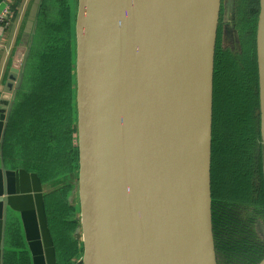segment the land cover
Masks as SVG:
<instances>
[{
	"label": "water",
	"instance_id": "1",
	"mask_svg": "<svg viewBox=\"0 0 264 264\" xmlns=\"http://www.w3.org/2000/svg\"><path fill=\"white\" fill-rule=\"evenodd\" d=\"M43 1L30 6L2 90L4 195L3 144ZM219 10L220 0H78L83 256L75 264H217L211 156ZM256 58L264 150V0Z\"/></svg>",
	"mask_w": 264,
	"mask_h": 264
},
{
	"label": "rangeland",
	"instance_id": "2",
	"mask_svg": "<svg viewBox=\"0 0 264 264\" xmlns=\"http://www.w3.org/2000/svg\"><path fill=\"white\" fill-rule=\"evenodd\" d=\"M32 2L33 0L31 1L30 6ZM226 6H229L231 9L232 16L229 21L224 20ZM43 9L45 19H47L44 27L43 40H41L40 48L35 49L36 55L34 57L32 56V65H30V68L28 64L26 65L23 84L18 93H29L32 91L34 85L32 78H37L40 72L39 67L37 71H35L38 63L44 62L58 70H61L63 66H68L70 69L69 73L72 76L74 82L69 83V86H63L57 90L58 95L53 103L56 106V115H59L60 119L62 120L61 133L66 134L68 127L70 128L69 131L71 132L70 134L73 138V151L68 152V154L65 152V155H61L60 159L65 163V171L60 178L61 181H59V183L49 182L47 185H44V187L45 191L52 192L59 191L60 189L64 192L67 189L64 193L70 194L68 197V203L71 205H68V203L65 201L66 197L57 198L54 200L57 202V200L62 199L61 202L64 203V205H67V212L63 213L64 218L74 220L71 216H74V213H76L75 224L72 225V230L73 226H75L76 228L73 231V235L75 240L80 244V254L78 259H81L83 256V243L82 239L79 238L80 233H77V228H79L81 225L79 210L80 201L78 193L79 150L77 127L78 113L76 103L77 87L75 33L78 0H46ZM258 15L259 0H230V4L228 3V0H220V10L214 50L213 116L215 111V118H217V122L218 120L221 122L219 113L223 115L225 114V116H227V112L232 109L236 117H239L242 122L238 127L246 134H252V132L255 130L258 131L259 141L261 143L258 69L256 58V31ZM38 21L39 15L37 18V25ZM251 29L252 34L248 41V45L246 46L247 32L251 31ZM33 44L34 39L30 49L29 59L33 50ZM250 49L252 54L251 51L250 54L248 52ZM29 59L27 63H29ZM26 76L28 78L25 80ZM16 101L17 98L15 99L14 104ZM220 125V123L216 124V132L221 131L225 133V128H223V125ZM18 133L20 134L19 129ZM218 144L219 145L215 149V152H217L215 157L213 155V178H215L216 181L215 190L216 194L218 195L217 197L221 200L223 196H236L237 193H239V197L241 196V200L239 201L242 202V194L245 193L248 196L249 193H252V188L254 190V194L260 195L259 191L261 188H258L256 185L258 188L256 193L254 187L255 183L252 182V184H249L248 181L247 185V177L244 178V173L247 174L248 172V180L250 178L253 179V174L256 170L255 168L254 171L251 170L253 169L252 165H254V167L256 165L254 152L252 154L254 148L252 147L251 151H247L246 146L240 145V154L238 155L239 161L241 162L242 157L248 159L244 160L242 171H240L241 173L239 175L236 173L237 160L235 159L231 146L229 144H220L219 141ZM260 146L262 147L260 159L262 158V170L264 174V150L263 145L261 144ZM76 160L77 166H75ZM72 168L73 170L71 171ZM229 169H233V171L230 172ZM257 176L258 174L254 176L256 183H258L259 178ZM237 179H239L238 183ZM227 184H229V188H227ZM236 203L237 200H234L233 204L236 205ZM257 203H259V199L257 200ZM241 204H246V201ZM236 213L237 209L234 207L231 213V219L236 216ZM62 225L65 231H69L66 225L63 223ZM226 225V231L228 234L233 233L234 235H237L235 232L236 230L244 231L246 229H251L252 232H254L256 236L259 237L261 242L264 243V208L261 209L258 207L257 211H250L246 219L241 220L240 222H237L236 219V221L231 222L230 224L223 223V228ZM219 230H222L221 226H219ZM218 236L220 237L222 235ZM236 250H239L240 253L247 252L242 249ZM227 251L229 252V250ZM231 251L233 250H230V252ZM241 259L242 257H227L226 260L228 261V264H241Z\"/></svg>",
	"mask_w": 264,
	"mask_h": 264
},
{
	"label": "trees",
	"instance_id": "3",
	"mask_svg": "<svg viewBox=\"0 0 264 264\" xmlns=\"http://www.w3.org/2000/svg\"><path fill=\"white\" fill-rule=\"evenodd\" d=\"M43 1L39 21L37 25V31L34 38L33 50L29 59L28 66L32 65V56L36 55L37 48H40L41 40H43L44 27L47 22L44 15V4ZM252 34L251 31L247 32V43ZM253 50V45H252ZM251 49L248 51L250 54ZM252 54V51H251ZM34 65V64H33ZM40 69L37 78L33 79V89L29 93L17 94V101L13 105L11 116L9 119L5 140L3 144V158L9 164L12 169H21L34 174L41 183L48 184L49 182L59 183L61 176L65 171V163L61 161V155H65V152L73 151V138L71 136L70 128L68 127L66 134L61 133L62 120L59 115H56L54 101L58 95L57 90L63 86H69V83H73V78L69 73L68 66H63L61 70L54 68L44 62L38 63L35 71ZM28 77H25V80ZM21 99V101H20ZM19 100V101H18ZM226 113V111H225ZM225 114H220L221 122H217V118H213V129H212V164H211V189H212V227L215 244V253L217 264H228L227 257H242L241 264H258L264 258V243L261 242L258 236L252 230L235 231L237 235L228 234L227 225L223 228L224 224H230L236 221L240 222L245 220L250 211H257L258 207L264 208V174L262 170V158L261 156V143L259 141L258 131H253L252 134H246L238 126L242 123L239 117L233 113L232 109ZM225 116V117H224ZM220 123L225 128L224 132H216V124ZM220 125V126H221ZM20 130V134L18 133ZM220 144H229L237 160L236 173L240 175L244 160L248 158L242 157L241 162L239 161L238 155L240 154V145L247 147V151L254 152L256 159V165H252L251 170H255L253 179L248 180L249 173H244V178L247 177L246 182L249 184L255 183V192L257 193L258 188H261L260 195L252 193L242 194V202L239 197V193L236 196H223L220 200L216 194V181L213 178V155L215 157L216 147ZM250 148V149H249ZM68 150V151H67ZM77 166V160L76 165ZM255 168V169H254ZM245 169V168H244ZM73 168L71 169V171ZM230 172L233 169H229ZM258 183L254 178L257 175ZM67 177V176H66ZM230 177V176H229ZM237 179V183H238ZM230 184V183H229ZM227 184V188H229ZM258 188H257V186ZM70 188V186H69ZM67 190V189H66ZM65 190V191H66ZM263 190V191H262ZM64 191V192H65ZM61 189L59 191L51 192L54 194V199L64 198V193ZM262 192V193H261ZM246 196V198H245ZM52 198V197H50ZM237 198V199H236ZM259 199V203L257 200ZM237 200L236 205L233 201ZM246 201V204H241ZM56 204L52 206L53 213L50 211L49 216L51 221L63 218V213L67 212L62 202L59 200L54 201ZM258 205V207H257ZM239 206V207H238ZM243 206V207H242ZM252 206V207H251ZM236 207V216L231 219V213L233 208ZM52 214L54 216H52ZM59 214V215H58ZM231 221V222H230ZM58 222V221H57ZM70 223V224H68ZM67 229H70L74 222H67ZM221 226L222 230H219ZM225 234V235H224ZM222 235V236H218ZM242 249L244 253H240ZM229 250V252L227 251ZM230 250H233L230 252ZM228 254H227V252Z\"/></svg>",
	"mask_w": 264,
	"mask_h": 264
},
{
	"label": "crops",
	"instance_id": "4",
	"mask_svg": "<svg viewBox=\"0 0 264 264\" xmlns=\"http://www.w3.org/2000/svg\"><path fill=\"white\" fill-rule=\"evenodd\" d=\"M31 1L7 0L11 10L10 20L0 31V132L4 119L2 90ZM2 160L6 172V195L3 193L0 157V264H75L80 260L78 259L80 244L73 235L76 227L73 226L72 230L71 226L72 231L70 229V232L65 231L62 223L66 225L70 219L59 218L51 221L49 216L50 211L53 213L52 206L56 204L55 195L51 194L52 191H45L44 185L47 184L41 183L34 174L12 169L3 155ZM69 195V193L63 195L67 203ZM4 196L7 200V209L3 229ZM71 217L74 220L70 222L75 224L76 213Z\"/></svg>",
	"mask_w": 264,
	"mask_h": 264
},
{
	"label": "built area",
	"instance_id": "5",
	"mask_svg": "<svg viewBox=\"0 0 264 264\" xmlns=\"http://www.w3.org/2000/svg\"><path fill=\"white\" fill-rule=\"evenodd\" d=\"M11 10L7 0H0V31L7 26L10 20Z\"/></svg>",
	"mask_w": 264,
	"mask_h": 264
},
{
	"label": "flooded vegetation",
	"instance_id": "6",
	"mask_svg": "<svg viewBox=\"0 0 264 264\" xmlns=\"http://www.w3.org/2000/svg\"><path fill=\"white\" fill-rule=\"evenodd\" d=\"M228 3L230 4V0H228ZM230 11V12H229ZM221 16V15H220ZM231 9L229 6H226V12H225V16H224V20L225 21H229L231 18Z\"/></svg>",
	"mask_w": 264,
	"mask_h": 264
}]
</instances>
